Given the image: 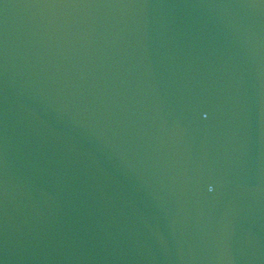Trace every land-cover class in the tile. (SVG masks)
<instances>
[{"label":"water","instance_id":"95a60500","mask_svg":"<svg viewBox=\"0 0 264 264\" xmlns=\"http://www.w3.org/2000/svg\"><path fill=\"white\" fill-rule=\"evenodd\" d=\"M0 264H264V0H0Z\"/></svg>","mask_w":264,"mask_h":264}]
</instances>
